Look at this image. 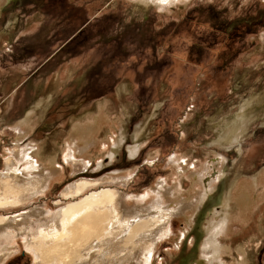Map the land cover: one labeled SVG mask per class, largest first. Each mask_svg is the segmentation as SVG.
Segmentation results:
<instances>
[{"label": "rangeland", "instance_id": "1", "mask_svg": "<svg viewBox=\"0 0 264 264\" xmlns=\"http://www.w3.org/2000/svg\"><path fill=\"white\" fill-rule=\"evenodd\" d=\"M101 107L91 162L66 163L72 125ZM25 125L32 132L18 143ZM112 131L121 140L111 145ZM34 145L62 176L0 215H52L80 179L130 205L162 181L194 195L189 175L207 165L192 220H171L149 264H203V253L208 264H239V247L248 264H264V198L236 220L238 187L255 183L257 197L264 174V0H0V172ZM226 220L229 233L219 230ZM12 246L1 264L36 263L22 236Z\"/></svg>", "mask_w": 264, "mask_h": 264}, {"label": "bare ground", "instance_id": "2", "mask_svg": "<svg viewBox=\"0 0 264 264\" xmlns=\"http://www.w3.org/2000/svg\"><path fill=\"white\" fill-rule=\"evenodd\" d=\"M102 109L98 117L72 125L64 149L66 163L86 167L91 162L88 152L107 120ZM29 127L17 132L18 143L32 132ZM115 135L112 131L108 137L109 144L121 140ZM14 151L0 172V210L20 207L46 191L53 180L62 176V168L53 160L48 166L39 162L37 146ZM181 163L173 160L179 175H185V162ZM207 171L209 166L205 165L189 175L194 195H184L180 181L172 187L162 181L152 189L150 200L133 198L130 200L132 205L117 191L98 187L99 181L80 179L63 191L64 198L69 202L52 215L39 208L13 217L0 215V264L13 254L16 248L12 245L19 236L34 254L35 264H149L154 249L164 237L169 236L168 224L171 220L175 217H181L185 222L192 220L190 217L204 195L201 191L202 178ZM129 179L130 175L112 178L118 183ZM260 184L262 189L257 197L255 183L244 181L238 187L235 196L239 226L250 219L255 205L264 198V174ZM229 221L222 222L219 230L232 231V227L227 226ZM237 253L239 264H248L245 248L239 247ZM201 260L203 264H208L210 257L203 253Z\"/></svg>", "mask_w": 264, "mask_h": 264}]
</instances>
